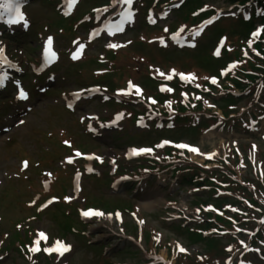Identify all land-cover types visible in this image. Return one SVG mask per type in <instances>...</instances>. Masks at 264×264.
Instances as JSON below:
<instances>
[{
  "label": "rangeland",
  "instance_id": "1",
  "mask_svg": "<svg viewBox=\"0 0 264 264\" xmlns=\"http://www.w3.org/2000/svg\"><path fill=\"white\" fill-rule=\"evenodd\" d=\"M225 1L226 0H208L207 2L217 6L223 10V12H227L229 11V6L225 4ZM120 3H122V1ZM55 4H48L45 0H40L36 3H33L28 8L29 17L33 23L31 35L27 40H25L29 49L28 55L26 56L30 60L37 59L38 50L41 43H39V41L34 38V35L45 33L43 28L44 26H50V31L56 34L57 28L54 25V22L58 18L56 16V12L54 13ZM244 12V15L247 16L249 11L246 10ZM231 14L235 15L232 10ZM171 22L172 20L170 19L168 23ZM218 27L228 35H230V28H235V26H233V22L231 21H224L218 25ZM214 30H211L205 35L200 44L202 48L206 49L207 44H210ZM64 37L66 38L67 36L64 35L62 37L61 35L57 34L56 39L58 44L56 47H61V40H64ZM25 42L23 39L22 44H20V42H17V44L13 42V44L10 46V50L15 52L14 54H16L19 60L21 59L19 51L21 50V45H23ZM67 46L68 43L64 45V48ZM94 46L96 47V45L89 47L90 54L93 52V48H95ZM139 49L144 55L150 58L151 64L155 68H159L161 63L166 60L170 61V63H174L175 61L179 62V64L182 63L186 67L185 69H189L190 67L194 66L202 68L203 64H214V61L207 55H202L200 57V63L197 62V60L194 58V52L177 53L173 50L158 51L155 48L148 49L143 47H139ZM27 58H24L23 60L26 62ZM138 60L140 61L141 59ZM232 63L234 62L232 61ZM70 70L71 73L67 77L66 82H62V77L66 76L65 72ZM79 70L81 69L65 68L64 66L60 67L58 70V82L56 90L62 89L71 91L80 87V85L84 83L85 80L82 78V73H78ZM240 70L241 65L239 63L232 68L230 65L220 68L221 75L219 76L230 81H240L241 78L238 74ZM31 79L32 78L26 80V83H28V88L32 94L30 102L26 105H30L32 111L27 115V117L23 118L24 124L18 125V122L11 124L9 121L10 117L16 113L17 108L15 104L11 105L9 102H7L5 105H1L0 129L1 127L10 126V130L8 133L0 135V217L2 219L0 222V264H58L56 263V260H45L41 256L33 258H30V256L24 257L18 250L16 236L24 239L25 242H27V237L30 236V234L33 235L36 230L47 231L50 235V238H64L73 246V253L66 259V262H69V264H104L102 261L108 259L112 261V264H117L118 261H122L123 264L133 262L142 263L145 259L143 252H139L138 254L134 249H132V247L126 251L123 250V239L118 238L114 240L112 237L113 228L110 224L96 223L89 224L86 227V230L89 233L87 236H89L88 238L91 241L102 244L104 246L103 249L109 248L107 253L104 255L102 250L88 248L86 245V239L78 238L64 230L65 222L64 219L61 218V210L50 209L48 212H45L39 216V218L35 221H25V219L31 214L30 212H27L26 204L32 200L36 191L39 190L40 184L42 185L43 181L45 180L40 176V171H50L54 174V176L59 178L57 183L54 185L53 192L59 191L60 188L65 187L67 194L70 195V171L63 172L59 167L60 164L58 163L61 160V156L68 154V152H64V150H62L60 147V141L62 138L71 140L74 145H80L85 151H91L92 148L98 147L96 152H98L105 161L109 160L110 158L117 159L119 157L118 164L122 167H126L128 169L127 171L129 172L131 167L126 165L121 160V155L124 151V148L129 145L139 146L150 144L152 141H154L156 135L155 132H150L149 134H143L142 136H139L141 132H139L138 129L130 125H123L124 128L122 133L115 135V133L107 132L102 138L99 139V141L92 142L87 136H82L84 131L81 127L80 130L72 123L73 120L76 121L77 117L83 114L82 110L84 109H79V112L75 114H67L62 109V100L60 97H58L57 93H49L47 94L46 98H44L45 96H38L36 94V90L32 89L34 81ZM144 79L145 77L142 74H136V77H134V80L138 83H143ZM229 92H235L237 94L241 93V91H235L233 89H229ZM0 99L2 100L6 98L3 96L0 97ZM55 99L56 101H54ZM23 106L24 104H22V107ZM206 106L209 107V105ZM85 108L86 112H98L102 118H106L108 116V109L104 110V108H101L97 102L90 103L86 105ZM243 113L244 114L240 117H237V119L241 118L242 121L248 120L251 117H255L253 120L255 121L254 128L251 129L250 136L247 135L248 131L250 130L248 127L243 126L238 130H234L232 129L231 125L227 126L224 130L218 128L205 134L190 133L187 130H183L181 128L189 127L193 123L191 124L185 122H177L175 124L176 127L174 126L176 130L169 133L163 132L161 136L168 137L173 140L187 141L197 144L204 152L211 150L209 159L212 158V161L209 166L219 167L221 166V163H223V159L227 157V148H230L234 142H241L242 145H246L251 142L258 144L257 140L255 139H257L258 136L264 137V106L257 105L256 107L246 108L245 112ZM230 124H233V122ZM68 133L71 135H68ZM258 146L260 149L264 150L262 145ZM242 150L245 151L246 149L243 148ZM22 158L27 159L30 165L26 173L23 174L24 176L21 175L18 179L15 174L20 173L19 162ZM260 162V173L263 175L264 160ZM226 165L227 168L231 169L228 164ZM184 166H186V164L182 165V167ZM240 168L238 167L235 170L238 178L245 177L250 179L252 177L249 169L243 170ZM257 172H259V169ZM189 173L182 171L173 177L171 181L169 180L170 175L162 176L165 183L162 184V186H158L159 183L153 180L154 182L149 185L148 189L144 193H141V199L127 195L110 196L108 187L103 186L101 183H98L94 180H84L82 182V193L90 204L99 201L111 208L114 206L118 207L121 204L123 205L126 203L132 204L135 207L137 206L139 208V210H137L140 216H142L147 223L149 232L154 235L153 232L157 231L161 234L163 239L161 247L156 246L159 242V239H157L154 244L157 251L156 255L165 258L167 255L169 256V252H171V261L174 263L176 253L173 252L172 241L174 240L175 235L171 233V230L166 229L164 225L161 224V222L166 218V215H164L162 211L164 212V207L166 205L165 201L169 200L171 198L170 196L172 195H168V189L171 190L170 193L175 192L174 197L171 199H175L178 202L176 206L171 208L173 210H180L181 207H186L188 203L193 201L191 198L192 193L190 192L191 187L186 183L184 184L185 180H183ZM166 184L167 190H164ZM181 185H184L182 191L176 192L178 187ZM78 204L81 205L82 202H78ZM244 207L245 209L237 208L235 210V216H230L229 220H219V222L222 223V227L226 233H228V231L235 230L234 222L242 223L245 221L246 217L252 220L260 211V206L254 203L251 197L246 198ZM188 210L190 211V209ZM127 220L129 219L127 218ZM16 222L20 223V228H15L13 226ZM74 223L77 224V222ZM246 225L252 227V224ZM74 227L78 230H85V228L82 226ZM212 237H218L220 240L210 239L205 241L204 245L196 244L194 247L188 248L191 253L204 252L203 256L198 258L200 264L229 263L235 245L241 244V240H247L246 238L241 237H237L236 239H227L226 237H222V234H219V236L213 235ZM177 238L186 243V238L184 236L179 235ZM262 240L263 236L259 235L256 241L258 242ZM107 244H109V246H107ZM245 244H247V242ZM141 246L150 247L151 244L149 242L147 245L144 246V244H141ZM229 248L231 251H228ZM250 254L251 253L244 256L241 264H264V262L260 260L259 257L257 259L256 256ZM186 261L187 259L184 257H179V262L185 264Z\"/></svg>",
  "mask_w": 264,
  "mask_h": 264
},
{
  "label": "snow or ice",
  "instance_id": "2",
  "mask_svg": "<svg viewBox=\"0 0 264 264\" xmlns=\"http://www.w3.org/2000/svg\"><path fill=\"white\" fill-rule=\"evenodd\" d=\"M66 2V7L68 9V11L65 12V15H68V13L72 10L73 6L76 5L78 3V0H65ZM122 3L131 6L133 4V0H122ZM106 10V9H105ZM98 11V10H97ZM133 13L131 11H126L123 12L121 14V19L119 21V23H116L114 25H110L107 29L108 34L109 35H113L114 31L115 32H122L123 31V25L128 22H131ZM0 20H3L7 25H19V24H23L24 27L28 26V22L25 19V15L24 13L21 11V2L20 0H0ZM211 21H209L210 23ZM165 31L167 32V28H165ZM181 31H183V29H181ZM261 29L258 28L256 31H254L252 33L253 37H257L260 35ZM198 34V33H197ZM172 40L177 41V35H173L172 36ZM159 42L160 44H164V38L160 37L159 38ZM179 42V41H177ZM77 44L76 49L71 53V59L76 60L79 58L81 51L85 48V44L80 43V42H74ZM224 41L221 40V44H223ZM52 45H53V38L52 37H48L46 43L43 46V59L44 62L47 63H51L54 60L57 59V54L52 50ZM251 46V45H249ZM106 47L110 48V49H117L119 47H121V45L119 44H115V43H107ZM5 48L4 47H0V67H4V66H11L10 61L8 59V57L5 55ZM217 55H219V50H217ZM156 73L159 76H165V73L163 71H161L160 69H155ZM172 73L175 74V70H172ZM223 74V73H222ZM172 76L169 75L167 76V79H171ZM195 76H192L191 74L189 75H185L183 73L180 74V79L181 80H193L195 79ZM7 79V75L6 74H0V87L4 86V81ZM211 83L212 84H216L217 80L216 78H211ZM132 89H135V94L137 96L141 95L142 93V89L135 85L132 81H128L127 82V89H121L117 92V95H122V96H129L130 94H132ZM161 91H167V92H171L173 91V89L171 88H161ZM74 95L76 96L77 99H79V93H74ZM18 98L20 100H26L27 94L26 92L20 88L18 91ZM151 103L155 104L156 101L154 99L149 98ZM196 99H200V97H196ZM205 103H207L205 101ZM68 107H72L71 104L68 105ZM123 114L120 113L116 116V120H120L122 118ZM115 122V121H114ZM22 123V122H21ZM104 125H101V127H103ZM66 145H68L69 147H71L70 143L68 141L64 142ZM170 141H163L160 144L157 145V147H164L167 144H170ZM175 148L177 149H187L188 152L190 153H194V154H202L199 152V149L194 147V146H190L188 144L185 143H176L173 145ZM255 147V146H253ZM153 151L152 148L149 147H142V148H132L129 152L130 156H139L142 154H151ZM75 155L77 157L81 156L82 154L77 151L75 153ZM202 155H207V154H202ZM88 159H97L99 160L100 157H92L89 156L87 157ZM210 158V157H209ZM72 158L69 157L67 159V163H72ZM28 164L27 162H23V168H27ZM92 169H88V171H91ZM147 171V169L145 170ZM50 175V174H49ZM122 179H127V177H122ZM52 201H49V203H51ZM233 211H235V209H233ZM81 215L83 217L86 218H91V217H96V218H100L103 217L105 214L103 212L100 211H95L92 209H88L86 211L81 212ZM109 218H111V215H109ZM116 218L120 219V214L116 213ZM140 223H143V221H140ZM261 223H264V221H261ZM17 227H20V225H17ZM38 239L35 240L33 243L35 246H33L32 248L29 249L30 252H38L40 251V248L38 247V245L40 244L41 240H48V237L45 235V233L43 231H40L38 234ZM156 239H158V237H156ZM176 248L180 251V252H185L186 250L180 246L179 244H176ZM69 250L68 246L63 243L60 240H56L53 244V246L51 247H44L43 251L47 254H51L53 252L55 253H59L60 255H63L65 252H67ZM228 251H231V249L229 248Z\"/></svg>",
  "mask_w": 264,
  "mask_h": 264
},
{
  "label": "trees",
  "instance_id": "3",
  "mask_svg": "<svg viewBox=\"0 0 264 264\" xmlns=\"http://www.w3.org/2000/svg\"><path fill=\"white\" fill-rule=\"evenodd\" d=\"M244 0H240V2L242 3ZM192 237V236H191ZM191 240L193 241V242H198V241H200V239L198 238V237H193V238H191Z\"/></svg>",
  "mask_w": 264,
  "mask_h": 264
}]
</instances>
